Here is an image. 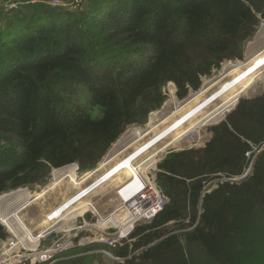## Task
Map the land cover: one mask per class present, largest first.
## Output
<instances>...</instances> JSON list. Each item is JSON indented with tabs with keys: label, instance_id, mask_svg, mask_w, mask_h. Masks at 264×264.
Wrapping results in <instances>:
<instances>
[{
	"label": "trees",
	"instance_id": "16d2710c",
	"mask_svg": "<svg viewBox=\"0 0 264 264\" xmlns=\"http://www.w3.org/2000/svg\"><path fill=\"white\" fill-rule=\"evenodd\" d=\"M32 1L0 0V197L45 186L70 165L94 171L130 127L162 109L168 82L187 98L202 77L243 60L264 22V0ZM210 129L203 146L158 163L169 202L117 246L127 259L115 264H264V149L246 179L201 201L203 180L242 175L264 145V93ZM170 223L177 228L164 230ZM8 239L0 223V248Z\"/></svg>",
	"mask_w": 264,
	"mask_h": 264
},
{
	"label": "built area",
	"instance_id": "2783aa9c",
	"mask_svg": "<svg viewBox=\"0 0 264 264\" xmlns=\"http://www.w3.org/2000/svg\"><path fill=\"white\" fill-rule=\"evenodd\" d=\"M59 2V0H51L50 4L56 6L59 4ZM78 2L79 0H77V3ZM14 7L15 4L8 6L9 9ZM262 58H264V56H262ZM260 59H245V62L239 60L228 61L225 63V65L231 69L227 70L224 67L222 69L223 74L220 73L221 76L218 79H216V73L219 71H214L212 75L215 74V76L213 77H202V85L199 90H191L190 92V94H193V98L191 99H193V102H199V106L196 107L192 112L188 113L184 119L178 121L175 124L171 123L168 129L170 132L165 137L162 138L163 134L160 136H155L156 132L152 135L153 131H155L159 125L156 127H150L151 130L146 131L150 126L151 118L156 116L158 111L150 114L148 119L149 123H147L145 126L130 127L126 131L125 134H132L134 136L133 140H137V142L152 135L140 146L141 148L137 147L138 149L140 148L138 151L140 152V155L134 160L133 164L138 166V168L134 169L138 173L140 180L138 181V185L131 188L127 194L121 195L122 190L129 187L135 181L136 177L133 174L127 183L117 191V194L123 202V209L125 210L126 215L125 220L123 219L122 222L116 220L114 222L112 221L113 218L111 217L103 220V223H100V220H98L100 227L98 231H101L102 229L101 232L103 235L99 239L95 238L93 242H103L105 243V246L107 245L108 247H113L116 245L117 241L115 240V237L118 235V238L120 239L118 243L122 244L121 246H123V240L127 238L129 232L134 229L135 225L140 222L150 223L154 220V218H156V216L168 204V198L156 182L158 163L161 162L170 152L196 147L200 133L203 129L209 126H216L226 119V117L238 106L240 98L245 92L243 88H241L226 99H224V96L232 89V86L240 87L244 79H241V75L234 79L232 78V81L229 79L222 83L220 82L231 76L232 73L246 69V67L253 60H257L255 65L259 64L258 69L256 70L257 73L255 74L256 76L258 75L256 77L257 79L264 73V61H260ZM247 71H249V69ZM229 81L232 82L231 87H228ZM254 81L249 84L250 86L248 89L253 87ZM163 94L165 97V106H175L179 102L178 89L173 82H168L165 85L163 88ZM227 100H230V102L226 104ZM148 133L150 134L148 135ZM246 155L248 158H250L252 152H248ZM252 165L253 159L250 161L249 166L240 176L227 177L226 175H221L219 177H213V179L210 181L203 180L201 201L206 193L216 189L220 183L224 181L239 182L247 178L252 171ZM109 179L110 177L107 176L102 177L97 182L92 184L88 189L93 187L91 189L92 191L96 186L98 187ZM214 180H217V182H212ZM88 189L84 190L77 197H81L80 199H82L88 195L90 193L88 192ZM202 212L203 211L201 210L200 204V215ZM54 213L55 212L52 214ZM85 214L86 212L80 214L79 217L84 219ZM61 219H63V216L59 218H51V215H48L47 222L52 224L47 229L42 230L39 234L33 235L27 226H19L16 224L17 227H15L12 223L11 225H7L0 217V223L7 229L9 233V239L0 248V264H54L57 262L59 260L60 253L64 254L65 252L76 247L80 241V238L78 237L79 231L89 227L84 223L79 224L75 228V234H72L70 231L67 232V229H63L61 227ZM115 223L120 227L126 228L121 229L119 233L104 231L109 229L110 225H114ZM187 223H190V221L187 220ZM57 231H62L63 237L55 245L42 250L40 248L41 242L45 241V239ZM73 237L75 240H73ZM62 240L63 242L60 243ZM117 246L119 245H116V247ZM114 258L117 260L122 259L119 257Z\"/></svg>",
	"mask_w": 264,
	"mask_h": 264
},
{
	"label": "rangeland",
	"instance_id": "374dc122",
	"mask_svg": "<svg viewBox=\"0 0 264 264\" xmlns=\"http://www.w3.org/2000/svg\"><path fill=\"white\" fill-rule=\"evenodd\" d=\"M40 1L41 0H33L31 3L34 4ZM59 1H60L59 4L56 6H60V5L64 6L63 2L61 0ZM50 2L51 0H48L49 4ZM7 5L8 6L14 5V2H9ZM262 56H264V22L260 24L256 36L247 45L246 53H245V58L247 59L250 58L260 59L262 58ZM245 58L242 60V62H245ZM224 67L227 70L231 69L225 64L222 65L220 70H218L219 72L216 73V79H218L221 76L220 73L223 74L222 69ZM213 76H215V74L212 75V77ZM233 76L234 74H232L228 78H225L220 83L231 79ZM253 84H254L253 87L248 89L245 92L246 94L245 93L242 94L241 98L255 97L257 95H262L264 93V73L260 75L254 81ZM191 98H193V94H189V96L183 100L179 99V102L175 106L174 105L165 106L164 104L163 108L160 111H158V114L151 118L152 120L150 126L147 128L146 131H150L151 130L150 127H156L157 125H159V127L156 128L155 131H153L152 135L155 132H160L161 130H163L172 121H174L177 117H179V115L187 112L191 107L195 105V103H197V101L193 102V99ZM211 127L212 126L206 127L201 131L196 147L203 146L211 138L212 136V132L210 129ZM150 137H146L143 140L137 142V140H133L134 136L132 134H128V135L124 134V136L111 148L109 154L104 159V161L107 159L109 161L110 160L112 161L102 170L99 169L101 166L100 164V166H98L94 171H91L94 172V174L92 173L93 176L85 183H83V181L86 180L85 176L91 172L84 173L78 171L79 170L78 165L74 164L59 170H54L50 183H48L45 186H41V187L34 186L33 189L31 187H26L16 191H12L10 193H6L5 195L0 197V217L2 219L3 218L5 219L8 218V216H12L14 212H19V210H21V212L19 213V217L21 218V221L16 222L14 220L13 222L12 221L10 222L14 224L15 227H17L16 224H18L19 226L20 225L27 226V228L33 233V235L39 234L42 230L47 229L52 224L47 222V216L49 214L54 212L55 209L58 208L60 205H62V203L65 202L67 199L71 198L79 191L84 189L88 184H90V182L96 180L98 177H101L107 170L113 167L118 161H120L125 156L129 155L137 147H140ZM259 149H264V145L253 148V152L256 153L255 156H253V162L258 152L261 151ZM65 172L68 173L72 172L75 175L78 184L73 183L71 177H66L63 180H61ZM118 175L119 176H117L115 179L108 181L107 183L99 186L96 190L93 191V193L90 195V198L87 199L88 202L91 203V205L85 209L89 211L86 212L88 216H86L85 214V219L83 221H81L82 218L79 217V215L82 214L84 210L77 211L67 216V219L65 221L61 219V223H60L61 227L63 229H67V232L70 231V233L72 234H75V228L79 224L84 223L89 227L80 230L78 233V237L80 238V241L78 242V244L77 243L76 244L79 245L80 247L76 245V248L71 249L66 253L63 252L64 253L63 255L62 253H60L59 257L64 259L66 257L70 258L80 255L82 256L88 255L95 258L93 264H115V262L118 263L125 262L127 258L126 259L122 258L121 260H117L114 258L117 257L115 254V251L117 250L116 245L119 246L122 245L118 243L120 241L118 235H116L115 237V240L117 242L116 245L113 247H108L107 245L106 247H104L105 243L103 242L91 243L95 238L99 239L103 235V233L101 232L102 229L101 231H98V229L100 228L98 220H100V223H103V220H106L107 218L111 217L113 219L117 218L120 222H122V220L125 218V210L123 209V202L119 197V195L117 194V191L120 188V186L123 184V182H127L129 179L126 174L120 173ZM58 181H59L58 185L54 186L55 183H57ZM121 181L123 182L121 183ZM81 182L83 184H81ZM212 182H217V180H214ZM42 192H44L45 195L41 198H37L36 196H38V194ZM24 205L26 206L24 209H22ZM119 227L120 226L115 223L114 225H110L109 229H106L104 231L119 233L121 229L126 228V227H120V228ZM176 228L177 227L176 225H174V223H170L167 225L166 228H164V230L166 229L174 230ZM62 237H63L62 231L54 232L47 239H45V241L41 242L40 248L42 250L50 248L51 246L55 245ZM73 240H75L74 237ZM126 240L130 243L131 235L128 236ZM62 242L63 240L60 243ZM136 254L137 252H135L133 255ZM62 259L60 261H62Z\"/></svg>",
	"mask_w": 264,
	"mask_h": 264
},
{
	"label": "bare ground",
	"instance_id": "6f19581e",
	"mask_svg": "<svg viewBox=\"0 0 264 264\" xmlns=\"http://www.w3.org/2000/svg\"><path fill=\"white\" fill-rule=\"evenodd\" d=\"M249 60V59H248ZM256 61L257 60H253L247 67L246 69L244 70H241V71H238L236 73H232L234 74V76L232 77L233 79L236 78V77H239L242 75V78L241 79H244L240 85V87H237V86H232V78H231V81H229L228 83V87H231L232 86V89L225 94L224 96V99L230 97V95H232L235 91H237L238 89H241L243 88L244 92L247 91V89L249 88V84L251 82H253L256 77L255 74L257 73V69H258V65H255L256 64ZM260 61H264V58H261ZM249 69V71H247ZM254 72V73H253ZM251 74V75H250ZM249 76V77H248ZM261 78V77H260ZM255 92V91H254ZM244 94V93H243ZM246 94V93H245ZM230 100H227L226 104L229 103ZM199 103V102H198ZM198 103H195V105L193 107H191L187 112L179 115V117H177L174 121H172L171 123L175 124L177 123L178 121L182 120L185 118V116L192 112L196 107L199 106ZM187 119V118H186ZM152 120V119H151ZM170 123V124H171ZM170 124L165 127L163 130H161L160 132H156L155 136H160L163 134L162 138L165 137L170 131L168 130L169 127H170ZM150 133H148L149 135ZM141 148V147H140ZM140 148H136L133 152H131L129 155L125 156L124 158H122L120 161H118L113 167H111L109 170H107L101 177H98L96 180H93L92 182H90V184H88L84 189H82L81 191H79L77 194H75L74 196H72L71 198L67 199L65 202L62 203V205H60L58 208L55 209V213L54 214H49L51 215V218H59V217H62L63 216V221H65L67 219V216L77 212V211H82L84 210V212L82 213H85L89 210H85L88 206L91 205L90 202H88V198H90V195L93 193L94 190H96L99 186L107 183L108 181H111L113 179H115L117 176H119L118 174H126L128 176V179L130 177L133 176V174L135 175L136 179L135 181L129 186L127 187L126 189H123L122 190V193L121 195H124V194H127V192H129V190L135 186L138 185V181L140 180L139 178V175L138 173L135 171L134 168H138V166H135L133 164L134 160L140 155V152H138L140 150ZM112 160H105L103 163H101V166H100V170H102L105 166H107ZM94 172H91V173H88L85 177H86V180L83 181V183H85L87 180H89L92 176ZM110 177L109 180L103 182L101 185H99L98 187L96 186L92 191L91 189L93 188H90L88 189L92 184H94L95 182H97L100 178L102 177ZM66 177H71V180L73 181V183H77L78 182L76 181V177L75 175L72 173V172H65L63 174V177L61 178V180H63L64 178ZM123 181H121L122 183ZM59 183V181L57 183H55L54 186H57ZM81 182V184H83ZM120 183V185H121ZM127 182H123V184L120 186V188H122ZM88 189V192H90L88 195H86L85 197H83L82 199H80L81 197H77L79 194H81L84 190ZM45 194L44 192L38 194V196H36L37 198H41L43 197ZM80 199V200H79ZM79 200V201H78ZM27 205V204H26ZM24 205L22 207V209L25 208ZM16 208V207H15ZM21 212V210H19V212H14L12 216H8V218H3V222L7 225H11V222L10 221H16V222H20L21 221V218L19 217V213ZM18 213V214H17ZM126 216V215H125ZM118 220L117 218L116 219H113L112 221H116ZM125 220V218H124ZM25 226V225H24Z\"/></svg>",
	"mask_w": 264,
	"mask_h": 264
},
{
	"label": "clouds",
	"instance_id": "9594fccd",
	"mask_svg": "<svg viewBox=\"0 0 264 264\" xmlns=\"http://www.w3.org/2000/svg\"><path fill=\"white\" fill-rule=\"evenodd\" d=\"M244 58H245V57H244ZM245 59H247V58H245ZM250 59H251V58H250ZM239 61H242V60H239ZM241 99H242V98H241ZM241 99H240V100H241ZM235 109H236V108H235ZM235 109H234V110H235ZM234 110H233V111H234ZM146 124H147V123H146ZM146 124H145V125H146ZM192 148H193V147H192ZM188 149H190V148H188ZM184 150H185V149H184ZM180 151H181V150H180ZM173 152H176V151H173ZM170 153H171V152H170ZM164 158H165V157H164ZM99 166H100V165H99ZM222 175H223V174H222ZM245 179H246V178H245ZM168 202H169V200H168ZM163 210H164V209H163ZM163 210H162V211H163ZM162 211H161V212H162ZM161 212H160V213H161ZM160 213H159V214H160ZM159 214H158V215H159ZM86 216H88V214H86ZM156 217H157V216H156ZM84 219H85V218H84ZM84 219H81V221H83ZM154 219H155V218H154ZM140 223H146V222H140ZM140 223H138V224H140ZM146 224H147V223H146ZM135 226H136V225H135ZM134 228H135V227H134ZM133 231H134V229H133L131 232H129L128 236H130L131 233H132ZM128 236H127V237H128ZM126 239H127V238H126ZM126 239H124V240H126ZM123 242H125L124 244H126L128 241L126 240V241H123ZM92 243H96V242H92ZM101 244H102V243H101ZM103 246H104V244H103ZM78 247H80V246H78ZM75 248H76V247H75ZM73 249H74V248H73ZM65 253H66V252H65ZM62 255H63V254H62ZM60 258H61V257H59V260H58V261H60V260L62 259V258H61V259H60ZM58 261H57V262H58ZM55 263H56V262H55ZM46 264H49V263H46Z\"/></svg>",
	"mask_w": 264,
	"mask_h": 264
}]
</instances>
